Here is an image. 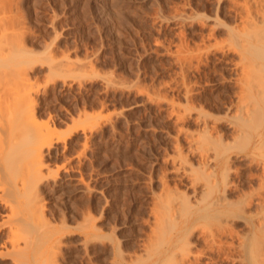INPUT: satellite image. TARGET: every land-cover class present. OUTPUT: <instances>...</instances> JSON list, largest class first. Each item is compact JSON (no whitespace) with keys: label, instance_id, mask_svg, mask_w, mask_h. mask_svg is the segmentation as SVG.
Returning <instances> with one entry per match:
<instances>
[{"label":"rangeland","instance_id":"1","mask_svg":"<svg viewBox=\"0 0 264 264\" xmlns=\"http://www.w3.org/2000/svg\"><path fill=\"white\" fill-rule=\"evenodd\" d=\"M263 3L22 0L29 23L27 45L41 52L53 41L59 68L55 80L47 76V62H38L33 69L42 90L37 109L46 117L56 118V130L62 136L54 154L44 152V171L62 164L61 177L55 181L47 176L39 185L44 213L54 226L58 251L54 259L58 264H151L157 245L152 240L156 211H166L179 195L189 194L190 201L199 197L197 191L203 180L195 184L191 179L194 170L202 171L199 153L209 147L210 133H216V139H222L225 146L234 140L227 151L226 147L221 151L223 156L220 154V158L230 156L234 161L231 173L236 179L229 200L245 199L260 189L264 192L258 185V176L264 174V94L255 101L242 98L250 103L247 106V101H238L239 88L235 85L238 73L245 68L244 77L264 86V59L252 53L253 47L264 45ZM229 99L231 105L227 104ZM243 106L254 110L251 118L256 124L253 134L240 135V141L229 131L238 130L232 117ZM197 114L210 121L212 132H203L204 120L200 116L197 119ZM195 137L202 139L201 149L195 148ZM209 150L210 155L214 153ZM178 160L179 168L175 166ZM210 161L220 174V166L214 159ZM194 188L198 194L192 197ZM233 188L238 192H232ZM0 208V238L5 239L6 212ZM85 210L90 211L89 222ZM256 212L264 213L259 209ZM232 222L241 233L249 230L243 219ZM89 223L96 228L92 234L86 232ZM209 225L213 222L203 221L195 228L190 237L192 248H198L194 250L204 249L206 236L201 234ZM32 248L30 244L15 251L0 243V264H50L47 254L51 246L42 245L39 259L26 261ZM218 263L230 264L226 259Z\"/></svg>","mask_w":264,"mask_h":264},{"label":"bare ground","instance_id":"2","mask_svg":"<svg viewBox=\"0 0 264 264\" xmlns=\"http://www.w3.org/2000/svg\"><path fill=\"white\" fill-rule=\"evenodd\" d=\"M23 9L24 7L22 4V0H0V205L6 212L5 224L7 225V231L5 232L7 233L6 238H0V243L15 251H21L23 250V248L28 247V245H33L31 253L27 254L26 261L36 258L39 259L38 252L41 249L42 245L46 244L53 248L51 252H48L47 254V256L50 257V264H58V262H56L57 260L54 259V253L58 252L55 250L56 237L55 233L52 231V228L54 226L46 218V215L44 213V210L46 209H44L43 198L41 197L39 185L47 176H52L55 181H57V179L61 177L60 172L62 169V164L60 165V167L57 166L58 168H54L55 170H52V168H48V171H44V152L46 150L47 153L54 154L53 150L56 148V145L57 143H59L62 136L60 137L56 130V118H54V116L52 115L46 117L42 115L37 109L38 93L41 90V85L39 84V78L35 71H33V69L34 66H36V63L47 62V76L50 78V80H55L56 75H58L59 68L55 57L56 48L53 41H50L51 43H48L49 45L46 44V49L44 48L45 50L41 52L33 49V47L30 48L27 45L26 38L27 35H29V23L27 24L25 20ZM52 40H54V38ZM253 49V54H256L259 58L263 57L264 59V45L259 48H255V52ZM245 66L251 70V68L248 67L247 64ZM249 69L246 70L249 73H252ZM243 71L238 73L239 77L236 76L237 84H235L236 82H234V84L238 85L237 87L239 88V90H237V93L235 92L236 95L238 94V101L241 102V99L244 97L245 99L246 97L247 99L249 98V101H251V99H254V101L258 100L264 94V86L260 81L259 83H253L252 81L247 79V77H244L245 71ZM258 72L256 73L258 74ZM258 75H260V73ZM251 78L254 77L252 76ZM46 86L47 85H45L44 88H46ZM233 96L232 99L235 97ZM230 99L229 103L227 104L231 105ZM245 99H242V102L247 101ZM248 104L250 105V103H248L247 101V106H249ZM254 105H251V108L254 107ZM251 108H244V106L240 107L239 114L232 117L233 123L238 126V130L234 127V132L233 130L231 132V128L229 127V132L232 134L236 133V135L233 136H236L237 139L240 137V135L243 134L247 135V137L253 134V126L254 124H256V122L255 118H251L254 113V110ZM235 110L237 109L235 108ZM233 112L234 111H232V113ZM260 117L262 118V116ZM198 118L202 121L204 120V118L201 119V114H197V119ZM257 119L261 120L260 118ZM208 121L204 120V123L198 121L200 124L203 123V132L205 133L212 132V128ZM217 130L215 129V131ZM230 135L231 134H229V136ZM204 137L207 138L208 136L205 135ZM216 137V133L215 135L213 133L209 134V147L204 146L205 148H207L204 149V152H202L201 154L199 153L201 158L199 157L200 163H197L202 171L200 172V170H194L195 177H191L192 179L189 178L192 180V183L195 184H197L200 179L203 180L201 185H199V191H197L199 192V194L196 192L197 188H194V193H192V197H194L195 193L199 195L198 198L195 197L197 198L196 200L194 199L195 202H192L193 198L191 201L189 200L191 198L190 196H188L189 194L187 196H178L176 194L178 196L177 199L175 198V200L171 201V203L168 204V208L165 207L167 209L166 211H156V225L154 224L156 226L154 236L155 240L154 238L152 240L154 241L153 244L155 243L154 245H157L154 249V253L152 256V258L154 259L151 264H221L218 262H221L222 259H226L227 261L229 260L230 264H264V213L260 214L256 212V210L258 209L264 211L263 189H260L256 193L250 194L249 196H247L246 193H242L243 196L246 194L245 196L247 197L239 201H236L237 198L236 200L233 199L235 200V202H232L231 199L229 200V194L231 192L230 189L233 185V178L235 177H232V175L234 174L231 173L234 172V161L230 158V156L229 158L225 157L224 159L220 157L222 155L221 151L225 147V150L227 151V148L231 143L233 144L234 140H231L232 142H230L229 144L227 143L226 145L228 146H225L223 140L219 139V137L218 139H216ZM195 138V148L201 149L200 141L202 142V139L197 140V137ZM229 138L230 137H227V139ZM240 139H242V136L241 138H239V140ZM246 139L244 137V141L248 140ZM236 141L237 140L235 139V142ZM233 147L235 146L233 145ZM209 149H212L214 153L210 155L208 152ZM238 149L236 148L235 150ZM198 151L201 152L200 150ZM212 159L215 160V165L220 166V174L215 170L214 166L209 163ZM252 161V163L255 164L254 160ZM262 164L264 163L262 162ZM177 165L179 166V160L178 164H176L175 166L178 167ZM62 166L64 168V165ZM182 166L184 168L186 167V165H181V167ZM236 167L237 165L235 166V168ZM194 168H196V165L194 166ZM231 169L233 171H231ZM236 171L237 170H235V172ZM62 172H65V170ZM250 176L252 177V175ZM255 178H257V175ZM258 178H260L259 182L256 180L258 182V185L264 187V174H260ZM78 180L83 181L82 178H79ZM242 181L244 182V180ZM235 182V184H237V181ZM58 183L56 182V184ZM165 183L166 182H164L163 184ZM189 183H191V181ZM258 185L256 186L258 187ZM234 186V188L237 187V185ZM165 187H167V184L165 185ZM193 187L194 186L191 184L190 188ZM234 188L232 190H234ZM175 191L176 190H174V193H176ZM232 192L237 193L238 191L234 190ZM240 197L241 196H239V198ZM84 214V216L86 217H84L85 220L89 222L88 220L91 219L90 211L85 210ZM234 219H243L249 230L246 231V229V232L244 231L243 233L239 232V230L241 229H236L232 225V221ZM81 221L83 222V220ZM203 221H212L213 225H209L210 227L208 229L205 228L207 226L203 227V229L205 228L206 230L202 231L203 234L201 235H203V237L206 236L205 239L207 240H205V242H207L206 245L203 244L205 245L204 249L200 247L202 248V250L200 248V250H194L198 248H192L194 244H192L190 237L195 231V228L199 226ZM1 227L2 225L0 224V229ZM85 227H87V234H92V232L96 230L95 226L92 223H89ZM153 230L154 229H152V231ZM151 236L153 237V235ZM251 237H253V240H251ZM207 253L208 255L206 256L208 257L205 256V254ZM18 255L20 254L18 253ZM202 257H206L207 259L202 261Z\"/></svg>","mask_w":264,"mask_h":264}]
</instances>
